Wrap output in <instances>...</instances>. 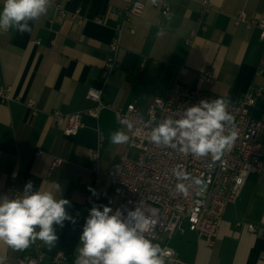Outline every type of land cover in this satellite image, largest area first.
<instances>
[{"label": "crops", "instance_id": "1", "mask_svg": "<svg viewBox=\"0 0 264 264\" xmlns=\"http://www.w3.org/2000/svg\"><path fill=\"white\" fill-rule=\"evenodd\" d=\"M56 1L68 12L65 20H52L56 9L50 1L46 14L28 22L31 32L0 31V87H10L12 97L9 102L0 99V201L22 199L28 181L32 192L50 191L55 199H66L72 219L64 220L63 227L53 223L55 247L34 243L44 253L41 264H54L52 257L61 251L69 256L61 264H74L90 210L108 206L113 215L118 202L108 179L96 183L91 155L98 153L100 169L113 174L135 150L129 140L122 145L109 142L118 131L129 137L113 109H103L97 118L85 116L83 127L71 136L56 125L55 111L69 115L93 109L97 103L87 94L102 88L103 101L113 108L125 110L134 102L147 115L155 98L181 82L232 101L262 88L250 113L264 121V40L258 27L234 19L240 13L250 21L260 18L264 0H210L208 13L203 12L204 0H159L170 5L167 15L153 0H143L146 8L135 19V33L123 34L119 67L108 80L102 70L109 45L121 9L132 0ZM75 13L77 18L72 17ZM97 16L104 17V23H97ZM206 70L214 74L212 84L200 80ZM29 98L36 100V115L25 104ZM261 143L264 161V132ZM56 159L63 162L56 165ZM248 224L264 228V172L248 177L212 243L184 226L183 234L155 245L175 251L179 264H264V237L250 232ZM25 253L0 242V258L17 263Z\"/></svg>", "mask_w": 264, "mask_h": 264}, {"label": "built area", "instance_id": "2", "mask_svg": "<svg viewBox=\"0 0 264 264\" xmlns=\"http://www.w3.org/2000/svg\"><path fill=\"white\" fill-rule=\"evenodd\" d=\"M50 1L56 9L52 20L63 21L68 18V12L58 1ZM153 5L160 8L164 15L171 11L166 2L155 0ZM212 6L210 0H204L203 12H210ZM145 8L146 3L143 0H132L121 9L122 19L115 26L114 37L102 70L105 80L119 67L123 34L126 31L135 33V19L143 14ZM78 14L75 13L72 17L77 18ZM234 19L248 28L258 27L260 38L264 40V14L250 21L245 13H240ZM104 20L101 16L95 18L97 23H104ZM214 79L211 70L200 73V80L204 84H212ZM261 92L262 88L251 89L238 100L232 101L203 87H190L176 82L164 97L155 98L149 105L146 119L134 102L125 110L113 108L111 104L103 101L102 88H91L87 97L97 103L95 108L69 115L55 111L54 118L56 125L64 127V133L68 136L78 133L84 125L85 116L97 118L105 108L113 109L120 122L131 123V128L127 123L122 124L128 131L129 146L135 150V154H126L113 174L100 169L98 153L91 155L94 160L92 170L96 183H100L103 178L108 179L118 196L113 214L119 210L122 213L121 219L129 222L130 227H135V222H130L129 212L140 210L144 220L137 229L138 234L143 235L153 245L160 241L161 237L171 239L183 234L184 226L197 233L207 243H212L228 205L240 199L248 177L264 172L261 143L264 121L250 113V108L256 104ZM218 98L225 100L226 111L235 117L238 130V138L231 152L226 153L221 160L213 162L210 154L205 157H195L190 152L185 154L181 151L183 145L178 141L179 133L173 140L175 147L165 146L163 143L156 145L151 141L152 130L166 119H182L187 108L200 104L202 100L210 103ZM0 99L4 102L12 100L10 87H0ZM25 104L34 115L39 112L35 99L29 98ZM172 126L175 127V124ZM231 128L229 123L225 127V134ZM62 162L61 159L55 160L56 165ZM178 184H182L185 190L179 191ZM89 200L93 201V197ZM247 227L250 232L264 237V228L255 224H248ZM157 257L162 259L164 264L180 263L175 251L170 248H160ZM43 258L44 253L36 242L19 262L13 263L7 258H0V264H41ZM68 261L69 256L62 251L52 257L54 264Z\"/></svg>", "mask_w": 264, "mask_h": 264}, {"label": "clouds", "instance_id": "3", "mask_svg": "<svg viewBox=\"0 0 264 264\" xmlns=\"http://www.w3.org/2000/svg\"><path fill=\"white\" fill-rule=\"evenodd\" d=\"M49 6L50 0H3L0 31L14 29L20 34L31 32L28 22L46 14ZM121 123L132 127L127 121ZM229 123L232 128L225 134V127ZM178 133V141L183 145L182 152H190L195 157L210 154L213 162L231 152L238 138L235 117L226 111L223 98L210 103L202 100L200 104L187 108L182 119H166L152 130L151 141L156 145L163 143L175 147L173 140ZM128 140L129 137L120 131L112 133L109 138L113 145L126 144ZM177 188L179 191L185 190L182 184H178ZM31 190L32 181H28L22 199L9 200L5 197L0 201V242L13 250L22 251L40 240L51 250L58 240L53 223L63 227L64 220L72 219L65 210L69 202L66 199H55L50 191ZM89 190L95 195L93 189ZM110 212L108 206H104L103 211L97 206L90 210L80 237L83 247L77 249L79 255L74 264H164L157 257L159 245H153L138 234L137 229L144 220L140 210L129 212L130 222H135V227H130L129 222L121 219L122 213L119 210L113 215H109ZM72 222L75 223L74 220ZM37 226L39 231H36Z\"/></svg>", "mask_w": 264, "mask_h": 264}, {"label": "rangeland", "instance_id": "4", "mask_svg": "<svg viewBox=\"0 0 264 264\" xmlns=\"http://www.w3.org/2000/svg\"><path fill=\"white\" fill-rule=\"evenodd\" d=\"M142 116H143L144 118L147 119V115H146L145 113H142ZM133 154H134V152H133ZM132 156H133V155H132ZM161 239H162L163 241L168 240V238H165V237H161ZM170 264H171V263H170Z\"/></svg>", "mask_w": 264, "mask_h": 264}, {"label": "trees", "instance_id": "5", "mask_svg": "<svg viewBox=\"0 0 264 264\" xmlns=\"http://www.w3.org/2000/svg\"><path fill=\"white\" fill-rule=\"evenodd\" d=\"M32 245H33V244H31L27 249H25L26 252L29 251V250H31V246H32Z\"/></svg>", "mask_w": 264, "mask_h": 264}]
</instances>
